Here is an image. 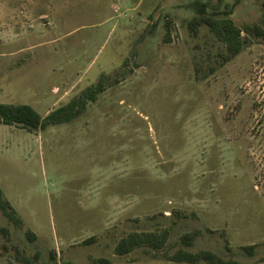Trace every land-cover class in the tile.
<instances>
[{
  "label": "rangeland",
  "instance_id": "1",
  "mask_svg": "<svg viewBox=\"0 0 264 264\" xmlns=\"http://www.w3.org/2000/svg\"><path fill=\"white\" fill-rule=\"evenodd\" d=\"M195 1L264 32V0H0V104L44 118L105 85L70 123L0 125L21 221L0 212V264H187L166 259L177 250L264 264V38L242 32L230 57L190 30ZM162 231V250L115 255Z\"/></svg>",
  "mask_w": 264,
  "mask_h": 264
},
{
  "label": "trees",
  "instance_id": "2",
  "mask_svg": "<svg viewBox=\"0 0 264 264\" xmlns=\"http://www.w3.org/2000/svg\"><path fill=\"white\" fill-rule=\"evenodd\" d=\"M235 5L238 0H235ZM234 5V6H235ZM195 10V17L189 22L190 30L196 34L200 26H206L214 37L221 42L229 53L230 57L238 55L242 48L247 44V36H241L244 32L246 35L253 32L257 36L264 38V32L258 28L245 27L243 30L237 28L232 20L227 18L229 11L222 13L224 18L218 19L219 14L209 12L207 4L201 1H195L192 4ZM228 9V8H227ZM104 76L99 79V82L93 87H87L78 97L71 99L66 105L56 108L48 115L42 118L32 107L28 105H8L0 104V125L19 126L27 132H35L37 130H45L49 126L62 125L70 123L78 118L86 109L89 103H94L97 97L104 92ZM0 212L10 221L21 224L20 219L16 217L15 211L12 209L9 202L3 196L0 189ZM191 235L185 237L187 245L190 244ZM168 241L167 231L161 233L153 232H134L122 238L115 246V255L123 256L137 247L146 246L154 251L162 250ZM248 254H252L254 246H246L243 248ZM167 260L173 263L196 264L204 262L206 264H240L234 260H224L215 253L203 250L196 253H191L185 250H177L173 254L166 257Z\"/></svg>",
  "mask_w": 264,
  "mask_h": 264
}]
</instances>
